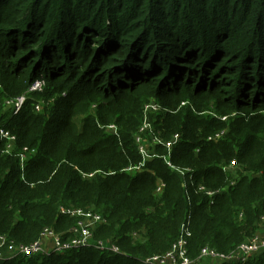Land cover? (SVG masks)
Returning a JSON list of instances; mask_svg holds the SVG:
<instances>
[{
  "label": "trees",
  "instance_id": "16d2710c",
  "mask_svg": "<svg viewBox=\"0 0 264 264\" xmlns=\"http://www.w3.org/2000/svg\"><path fill=\"white\" fill-rule=\"evenodd\" d=\"M0 77V126L16 136L13 150L0 136V235L69 238L78 218L61 207L85 208L106 219L95 240L120 250L0 264H151L182 235L199 261L264 233V0H0ZM41 79L53 91L37 110ZM205 94L237 114H204L190 95ZM148 104L160 143L129 171Z\"/></svg>",
  "mask_w": 264,
  "mask_h": 264
},
{
  "label": "built area",
  "instance_id": "2783aa9c",
  "mask_svg": "<svg viewBox=\"0 0 264 264\" xmlns=\"http://www.w3.org/2000/svg\"><path fill=\"white\" fill-rule=\"evenodd\" d=\"M39 86V82H36L29 88L30 91H35ZM27 96L22 95L17 98L8 100L7 103L14 108V113H18L25 103ZM152 106L156 108V104H148L146 108ZM37 110H40L39 105L36 106ZM0 136L7 140L6 147L9 150H13L15 145L16 136L11 131L0 126ZM220 137L216 135L214 138ZM213 139V138H209ZM178 137L174 141L169 142L172 146ZM27 148V147H26ZM25 148V149H26ZM28 150V149H27ZM25 156H22V161ZM24 162V161H23ZM22 162V166H23ZM234 164V162H233ZM233 183V182H232ZM210 195H214L215 192H209ZM61 212L68 214L69 216L78 218L77 225L70 229V237L63 238L64 232H57L54 228L46 227L41 233L40 237L31 244H15L6 236L0 235V260H14L16 258L34 256V255H51V252L47 250V241L49 240L54 246V252L64 253L68 250L76 248H96L100 250H111L119 253L120 250L115 246H106L102 240L93 241L92 234L96 228L106 223V219L103 215L85 208L75 207H61ZM189 236V232L186 231ZM187 240L182 235L177 242H175L171 249L164 255H157L148 259L151 264H205L202 259L210 258L216 261L217 264H244L256 253L264 251V236L254 235L250 240L241 243L238 247L228 253H221L218 250L204 248L201 252L199 261H191L187 256ZM9 248L8 250H4Z\"/></svg>",
  "mask_w": 264,
  "mask_h": 264
},
{
  "label": "rangeland",
  "instance_id": "374dc122",
  "mask_svg": "<svg viewBox=\"0 0 264 264\" xmlns=\"http://www.w3.org/2000/svg\"><path fill=\"white\" fill-rule=\"evenodd\" d=\"M36 82H39V86L34 92L40 93L41 98H40V100H39L40 102L38 104H39V108L41 110L43 103L48 102L42 96L44 94L46 95L47 92L53 91V90L48 87V81H45L44 79L37 80L34 83H36ZM1 90H3V81H2V78L0 77V93H1ZM29 93H32V91ZM190 98H192L194 101V104L199 106L200 108H205L209 103L210 109L206 110L204 112V114H206V115L214 116V115H216V113H219V112H227L226 117H224V118H229L230 116H234L237 114V112L235 111V108L230 107L229 104H227L226 102H218V100L214 94L195 95V96L190 95ZM157 109H159V105H157L155 109L152 108L151 105H149L148 111L145 110L143 113V115H144L143 124L139 128L138 134L136 136V140H137L136 142L139 144V150H140V153L143 157L142 158L143 161L140 163V165L128 168L129 171L142 170L145 166V161H147L148 159H152V157L156 156L155 154H151L148 148L152 144L160 143L159 135L157 133L153 132V130L155 129V126L153 125L152 117L156 115V112L150 111V110H157ZM6 110H9L10 112H12L14 110V108H12L8 103H6V105L4 106V111H6ZM106 128H108V130L111 131L112 133H115V134L117 133L118 127H116V125L114 123H109L106 126ZM150 138H153L154 141L149 142ZM167 145H168V147L171 148L170 144H167ZM27 149H30V148H26V151H27ZM167 162H169V161L167 160ZM234 167L235 166H231L229 171H231L232 175H234V177H236V175L233 171L235 169ZM233 181H235V179H232V182ZM204 191H205L204 186H200L199 193H204ZM255 235L264 236V233L261 230H259L258 232L255 233ZM92 240L97 241V240H95L93 234H92ZM47 244H48L47 250L50 251L51 254H55L56 252H54V246L51 244V242L49 240L47 241ZM8 249L9 248H5L4 250L6 251ZM206 264H217V263H216V261H214L210 258H207Z\"/></svg>",
  "mask_w": 264,
  "mask_h": 264
}]
</instances>
